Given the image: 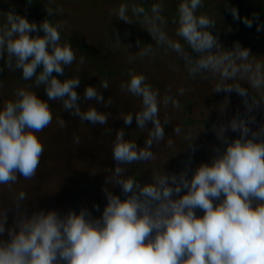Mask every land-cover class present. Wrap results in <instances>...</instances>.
<instances>
[{"label": "clouds", "instance_id": "obj_1", "mask_svg": "<svg viewBox=\"0 0 264 264\" xmlns=\"http://www.w3.org/2000/svg\"><path fill=\"white\" fill-rule=\"evenodd\" d=\"M144 3L125 0L111 13L127 24L142 25L155 42V46L140 45L129 62L171 51L183 59L189 77L215 80L213 92H235L242 97L244 114L237 112L226 123L213 125L220 145L213 148L210 162L191 170L189 156L178 175L153 170L149 181L140 182L127 175L126 166L155 158L153 146L164 140V126L170 123L167 116L161 119V107L179 109L181 104L170 87L161 96L144 74L130 69L120 88L140 99V110L122 119L131 125L135 115L138 129H148V134L144 146L138 147L135 140L125 139L123 128L115 133L111 152L116 167L109 170L105 184L119 186L124 198L104 187L107 203L99 217L86 207L78 213L40 209L29 214L22 203L26 193L21 191L10 204L14 206L11 226H6L9 207L0 208V264H264V124L255 130L251 127L256 124L251 113L264 105V57L239 42L225 49L213 34L216 21L199 11L204 0L178 3L171 23L179 39L166 31L163 0L148 7ZM53 4L54 0H48L45 7L51 17L62 12ZM225 7L234 20H241L236 7ZM3 15L0 59L9 71L20 70L22 80L33 82L18 88L0 107V185L11 189L18 177L31 180L37 173L44 152L37 134L52 123L50 101L61 102L64 111L94 126L106 125L111 114L95 106L82 111L76 90L79 76L58 78L77 62L71 44L61 40L66 21L45 19L37 24L15 10ZM253 20H258V14L242 22L251 28ZM262 29L264 24H258L257 31ZM40 31L43 35H32ZM113 44L122 45L118 35ZM84 62L81 56L79 64ZM170 67L177 68L175 64ZM41 87L47 99L38 95L36 89ZM101 88L108 89V83L102 82ZM184 92V88L178 90L179 95ZM83 99L112 104L94 86L85 87ZM227 103L226 99L220 105L222 114ZM57 123L65 125L62 118ZM229 131L238 136L230 139ZM181 132L176 126L175 135ZM106 134L112 130L106 129ZM184 138L195 153L191 131ZM74 141L80 143L78 137ZM168 143L171 146L172 141ZM93 208L99 211V205Z\"/></svg>", "mask_w": 264, "mask_h": 264}, {"label": "rangeland", "instance_id": "obj_2", "mask_svg": "<svg viewBox=\"0 0 264 264\" xmlns=\"http://www.w3.org/2000/svg\"><path fill=\"white\" fill-rule=\"evenodd\" d=\"M24 1L26 0H0V23L4 22L3 14L10 10H15L16 13L26 16L30 22L37 24L51 18L54 23L66 21V26L61 31V40L62 42L66 40L71 44L76 53L77 62L65 68L64 75L58 78L79 76L81 83L76 90L81 96L78 103L82 111L89 106H95L99 111L108 112L111 115L106 125L94 126L64 111L61 102H49L53 120L47 128L37 134L44 145V152L35 177L31 180L18 177V182L11 185V189L0 185V208L9 207L6 226L14 223V206L10 204L21 191L26 193L27 198L22 203L27 207L29 214L40 209L57 210L61 213H67L71 209L78 213L81 207H86L93 216L99 217L107 203L102 190L104 187H109L113 194L124 198L119 186L112 187V185L105 184L109 170H114L116 167V161L111 152L115 133L123 128L125 139L140 136L142 140L139 139L136 142L138 147L144 146L148 134V129H138L135 115H133L131 125H126L122 119L126 114H135L139 111L141 103L140 100H135L132 94L121 90V83L128 80L126 73L122 74L124 70L127 72L132 69L144 74L155 89H161V96L169 87L172 90L171 94L181 96L178 90L184 88L185 91L189 90L193 98L200 103V107L190 116L185 114L182 106L179 109L171 106L167 109L161 107V119L167 116L170 123L164 126V140L153 146L152 151L155 158L126 166L127 175L140 182L149 181L153 170L163 169L165 173L178 175L184 169L182 166H185L181 164V161L189 153L193 163L190 166L191 170L202 162H209V158L203 157L201 150L205 147L214 148L220 145V141L212 131L213 125L226 123L237 112L244 114L245 107L242 97L235 92L230 94L213 92L215 80H202L199 76L189 77L183 67V59L178 60L176 54L171 51L161 50L154 57H145L142 60L137 58L129 62L128 57L139 51L140 45L153 44L155 46V42L142 25H114L116 17L111 13L125 0H54L52 6L62 9V12L53 17L49 16L45 10L48 0H32L30 5ZM154 2L157 0H145L144 6L148 7ZM171 2L172 0H163L165 6L163 14L168 20L166 31L169 36L178 39L175 37V25L171 23L176 16L170 10ZM226 4L237 8L241 20L233 19L226 10ZM31 9L34 11L32 17L35 19L33 20L28 14ZM108 11L109 13H106ZM199 11L207 13L216 21L217 25L213 34L218 36L225 49L239 42L241 46L249 48L254 55L264 57V29L257 31L258 24H264V0H204V6ZM254 13L258 14V20H253V25L249 28L245 26L242 19L244 17L252 19ZM32 35L36 34L32 33ZM117 35L122 45L113 44L116 42ZM192 55L196 54L192 53ZM81 56L85 59L83 65L79 64ZM0 64L4 66V59H0ZM171 64L177 66L176 70L170 67ZM2 69L3 71L0 72V80H3L0 83V107L6 100L13 98L18 88L33 83L22 80L20 70L11 72L8 69L5 70V67ZM53 75L57 74L53 73ZM105 81L108 83V89L101 88V83ZM87 86L96 87L102 92L105 102L111 99L112 104L106 106V103L97 104L95 101H85L83 91ZM36 91L42 99H47L43 87ZM226 99L228 103L222 114L220 105ZM183 103L184 101H180L181 105ZM263 113L264 105L251 113L256 118V124L251 125L253 130L264 124V117H260ZM59 118L65 121L64 127L57 123ZM185 120L193 126L186 127ZM176 126L182 128L180 135L174 133ZM147 127L151 128V125ZM108 128L112 130V134H106ZM189 131H191L193 140L197 136L193 142L197 149L195 153L191 152L188 147L189 141L184 138ZM227 135L230 139H234L238 133L229 131ZM74 137L79 138V144L75 143ZM169 140L172 141L171 146H169ZM179 141H182L184 145L180 146ZM173 148L178 156L173 157V161H167V163L165 159L173 152L166 151ZM184 160L188 161V159ZM94 204L99 205V211L93 208ZM197 214L202 215L203 213L198 211Z\"/></svg>", "mask_w": 264, "mask_h": 264}, {"label": "trees", "instance_id": "obj_3", "mask_svg": "<svg viewBox=\"0 0 264 264\" xmlns=\"http://www.w3.org/2000/svg\"><path fill=\"white\" fill-rule=\"evenodd\" d=\"M24 2H27V3H29V0H26V1H24ZM180 2V0H172V2H171V4H170V10H171V12L174 14V15H176V8H177V5H178V3ZM201 10V9H200ZM27 12V11H26ZM106 13H109V11L108 12H106ZM28 14L32 17V15H34V11L31 9V10H29L28 11ZM33 19H35V18H33L32 17V20ZM51 20H52V18H51ZM33 22V21H32ZM114 25L115 26H119L120 24H124V25H128L127 23H123V21H120V20H114ZM114 27V26H113ZM115 28V27H114ZM175 29H176V25H175ZM175 29H174V31H175ZM36 35L38 34V35H43V32L42 31H40V32H38V33H35ZM179 39V38H178ZM181 43H183V41H181ZM185 48L187 49V45L185 44ZM3 67H5V70L7 69V67L5 66V64H4V66H2L1 64H0V68H3ZM121 70H124L123 68H121ZM129 71V70H128ZM127 71V72H128ZM125 70H124V72H122V74H124V73H127ZM4 74H5V71H4ZM209 80H211V79H209ZM2 79L0 80V83H2ZM157 90H159V92L161 91V89H157ZM0 96H1V89H0ZM175 97H178L179 98V100L180 101H184V103H183V105H181L182 106V108L184 109V111H185V114L187 115V116H190V115H192L193 114V112L195 111V110H197L199 107H200V103L195 99V98H193V94H191L190 92H189V90H187L186 89V91L184 92V94L183 95H181V96H178V95H176ZM134 98H135V100H137V101H139L140 99L138 98V97H135L134 96ZM202 115V114H201ZM260 117L261 118H263L264 117V113L263 114H261L260 115ZM166 126H168V125H166ZM185 126L186 127H192L193 125L190 123V122H188L187 120H185ZM141 137L140 136H138V135H136L135 137H133V140H135L136 142L137 141H139V139H140ZM140 140H142V139H140ZM143 144V143H142ZM179 145L180 146H183L184 144L182 143V141H179ZM173 147H175V146H173ZM166 152H173V153H171L170 155H168L167 156V158L165 159V161L167 162H170V161H173V157H176V156H178L177 155V153H176V150L173 148L172 150H169V151H166ZM201 153L203 154V157H208L209 158V162H210V159H211V157H212V155H214V152H213V147H205L204 149H202L201 150ZM189 156H191V154L189 153L188 154V156H185V158L184 159H188L189 158ZM202 157V158H203ZM184 159H182V163L181 164H186V162H185V160ZM167 162V163H168ZM201 162H202V160H201ZM191 164H193V163H191ZM181 166V165H180ZM191 166V165H190ZM185 166H182V168H184ZM71 184H73V182L71 183ZM73 199V198H72Z\"/></svg>", "mask_w": 264, "mask_h": 264}]
</instances>
